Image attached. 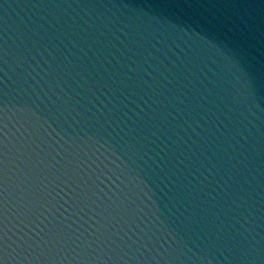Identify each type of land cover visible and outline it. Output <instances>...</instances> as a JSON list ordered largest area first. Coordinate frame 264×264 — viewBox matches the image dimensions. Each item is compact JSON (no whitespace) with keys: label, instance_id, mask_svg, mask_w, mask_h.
<instances>
[{"label":"water","instance_id":"water-1","mask_svg":"<svg viewBox=\"0 0 264 264\" xmlns=\"http://www.w3.org/2000/svg\"><path fill=\"white\" fill-rule=\"evenodd\" d=\"M0 264H264V0H0Z\"/></svg>","mask_w":264,"mask_h":264}]
</instances>
